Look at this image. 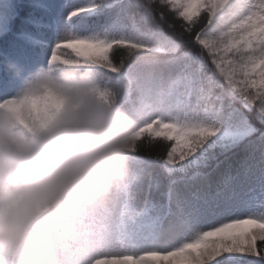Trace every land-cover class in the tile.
I'll list each match as a JSON object with an SVG mask.
<instances>
[{"label":"snow or ice","instance_id":"6c2138e0","mask_svg":"<svg viewBox=\"0 0 264 264\" xmlns=\"http://www.w3.org/2000/svg\"><path fill=\"white\" fill-rule=\"evenodd\" d=\"M66 72L136 120L128 178L70 229L0 207V264H264V0H0V111L47 128Z\"/></svg>","mask_w":264,"mask_h":264},{"label":"clouds","instance_id":"9594fccd","mask_svg":"<svg viewBox=\"0 0 264 264\" xmlns=\"http://www.w3.org/2000/svg\"><path fill=\"white\" fill-rule=\"evenodd\" d=\"M57 81L69 86L70 100L47 128L26 133L7 110L0 111V207L45 189L51 205L46 226L70 229L76 208L107 201L128 178L136 120L94 95L91 80L66 72Z\"/></svg>","mask_w":264,"mask_h":264},{"label":"trees","instance_id":"16d2710c","mask_svg":"<svg viewBox=\"0 0 264 264\" xmlns=\"http://www.w3.org/2000/svg\"><path fill=\"white\" fill-rule=\"evenodd\" d=\"M204 16H205V13L202 11L200 13L199 19L201 21H203L204 20ZM176 23L179 24L180 20H177ZM159 153H160V148L159 147H155V148H151V149H147V150H142L140 154L141 155H152V156H155V155H158Z\"/></svg>","mask_w":264,"mask_h":264}]
</instances>
